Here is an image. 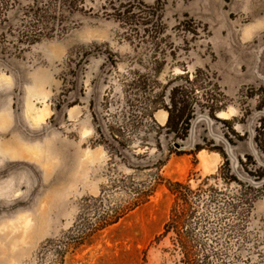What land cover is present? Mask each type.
Wrapping results in <instances>:
<instances>
[{"label":"rangeland","instance_id":"rangeland-1","mask_svg":"<svg viewBox=\"0 0 264 264\" xmlns=\"http://www.w3.org/2000/svg\"><path fill=\"white\" fill-rule=\"evenodd\" d=\"M71 1L62 34L0 43V264H264V187L226 167L264 177V0ZM187 79L205 108L180 139Z\"/></svg>","mask_w":264,"mask_h":264},{"label":"trees","instance_id":"trees-1","mask_svg":"<svg viewBox=\"0 0 264 264\" xmlns=\"http://www.w3.org/2000/svg\"><path fill=\"white\" fill-rule=\"evenodd\" d=\"M74 11H77V8L75 7V1L71 0H0V43H12L15 50L18 51L22 46H30L42 39L58 36L65 30L63 24L65 16H72ZM113 11L110 16L128 25L137 23L136 25L144 27L153 21L144 22V17L120 16L121 10L113 9ZM147 17L153 18V16ZM185 82L187 83V86H184L185 88L174 87L171 89L168 97L169 105L163 106L168 113V118L165 127L162 128H164L166 134H173L174 137L180 139L187 136L191 121L197 113H204V109L201 107L205 108L196 101L194 85L188 79ZM111 138L115 141L112 136ZM117 145L122 159L130 164L131 158L123 151L121 144L117 143ZM172 146L177 151L182 147L177 142H173ZM226 167L229 179L244 188L246 192H250L249 195L259 191L260 186L264 187V184L260 182L263 181V175L255 177L254 174L243 168L242 162H239V168H242V173H245L248 178L246 180L241 179L231 169L228 160ZM210 179L212 177L207 178L203 183L205 184ZM167 186L170 193L175 195L176 203L171 211V221L165 224L164 233L170 231L176 235L175 231L182 227L185 217L184 211L178 208L179 205L187 203L190 192L188 186L178 182H168ZM245 198H249L248 204L253 202L251 197L247 196V193H245ZM177 206L178 208H176ZM179 237H177L179 239L178 244L183 245ZM180 262L182 264H211L207 256H204L200 262L188 257H183Z\"/></svg>","mask_w":264,"mask_h":264}]
</instances>
